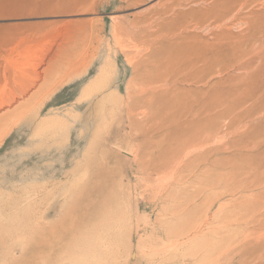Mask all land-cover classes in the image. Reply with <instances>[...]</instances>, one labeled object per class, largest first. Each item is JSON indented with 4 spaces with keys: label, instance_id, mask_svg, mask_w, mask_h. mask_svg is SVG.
Listing matches in <instances>:
<instances>
[{
    "label": "rangeland",
    "instance_id": "1",
    "mask_svg": "<svg viewBox=\"0 0 264 264\" xmlns=\"http://www.w3.org/2000/svg\"><path fill=\"white\" fill-rule=\"evenodd\" d=\"M213 2L0 0V264H264V0Z\"/></svg>",
    "mask_w": 264,
    "mask_h": 264
},
{
    "label": "bare ground",
    "instance_id": "2",
    "mask_svg": "<svg viewBox=\"0 0 264 264\" xmlns=\"http://www.w3.org/2000/svg\"><path fill=\"white\" fill-rule=\"evenodd\" d=\"M211 1V0H210ZM213 1V0H212ZM223 1H225V0H214V2L210 5V7H209V15L211 14V16L212 17H214V18H220V16H221V20H223V17H227V16H230V17H232L230 14L232 13V9H234V7H235V5L238 3V2H241V3H243V4H241L242 5V11L243 10H246L247 8H249L250 7V5H252V4H254L257 0H226L225 2H223ZM205 2V1H204ZM236 3V4H235ZM239 4V5H240ZM234 6V7H233ZM238 8V7H237ZM251 13V12H250ZM249 13V14H250ZM237 14H238V12H237ZM245 14V13H244ZM223 15V16H222ZM247 17H246V19L244 18H242V21L240 22V26L241 27H244V26H247L248 28H246V30H244L246 33V39H247V41H248V39H249V41H250V39H256V35L258 34L259 35V32H260V37H261V35L262 36H264V33L263 32H261V27H259L260 25H257V23L254 21V22H252V21H248V15H246ZM233 17H236V16H234L233 15ZM232 17V18H233ZM213 18V19H214ZM224 18V19H225ZM229 18V17H228ZM237 18V17H236ZM241 18V17H240ZM231 20V19H230ZM224 21V20H223ZM222 21V22H223ZM226 21V20H225ZM232 24L234 23V22H231ZM229 25V24H228ZM236 26V25H235ZM228 28H229V26H228ZM241 29V28H240ZM228 30V29H227ZM230 30V29H229ZM262 30H263V28H262ZM231 31V30H230ZM222 34H223V32H222ZM227 34V33H226ZM215 36V35H214ZM231 36V35H230ZM229 36V37H230ZM241 36V35H240ZM243 36H244V34H243ZM242 36V37H243ZM216 38H217V36H216ZM236 38V37H235ZM226 40H227V38H225ZM233 39V38H232ZM243 40H244V38H243ZM258 40V39H257ZM229 41V40H228ZM236 42H238L237 40H235ZM234 41V42H235ZM221 42V41H220ZM240 42V41H239ZM246 42V41H245ZM251 42V41H250ZM261 42V41H260ZM216 43H218V42H216ZM233 43V42H232ZM235 44V43H234ZM217 45V44H216ZM211 46V45H210ZM219 46V45H218ZM229 46H231V45H228V48H230ZM235 46V45H234ZM238 45H236V47H237ZM241 46V44L239 45V47ZM213 47H215V49H216V46L215 45H213ZM213 47H211V49H213ZM208 48H210V47H208ZM219 48H220V46H219ZM233 48V47H232ZM243 48V47H242ZM224 49V48H223ZM226 49V48H225ZM214 50V49H213ZM219 50V49H218ZM217 51V50H216ZM215 51V52H216ZM210 52H211V50H210ZM246 53V52H245ZM233 56H235V55H233ZM199 58V57H198ZM258 58V57H257ZM261 58V57H260ZM259 58V59H260ZM232 60V59H231ZM211 61V60H210ZM218 61V60H217ZM255 61H257V59L255 60ZM259 61V60H258ZM206 62V61H205ZM208 62V61H207ZM249 62V61H248ZM248 62H243V63H241V64H239V66L237 67L238 69H242V70H244V69H246V71H249L250 70V65L252 64V62H250V63H248ZM248 63V64H247ZM200 64V63H199ZM198 64V65H199ZM254 64V63H253ZM193 66V65H192ZM254 67V66H253ZM252 70V69H251ZM4 79V78H3ZM7 80V79H6ZM37 113V112H36Z\"/></svg>",
    "mask_w": 264,
    "mask_h": 264
}]
</instances>
